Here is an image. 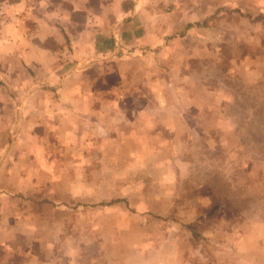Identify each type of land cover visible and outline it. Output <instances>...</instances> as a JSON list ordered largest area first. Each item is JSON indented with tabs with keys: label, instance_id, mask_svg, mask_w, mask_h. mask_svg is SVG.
Instances as JSON below:
<instances>
[{
	"label": "rangeland",
	"instance_id": "1",
	"mask_svg": "<svg viewBox=\"0 0 264 264\" xmlns=\"http://www.w3.org/2000/svg\"><path fill=\"white\" fill-rule=\"evenodd\" d=\"M157 4L164 52L119 42L77 95L0 118V236L69 264H264V0Z\"/></svg>",
	"mask_w": 264,
	"mask_h": 264
},
{
	"label": "crops",
	"instance_id": "2",
	"mask_svg": "<svg viewBox=\"0 0 264 264\" xmlns=\"http://www.w3.org/2000/svg\"><path fill=\"white\" fill-rule=\"evenodd\" d=\"M152 1L0 0V118L10 105L12 115L30 112L36 95L45 97L42 104L61 105L64 101L54 93L60 92L59 87L73 86L68 94L77 95L82 85L69 84L68 78L102 66L111 71L119 51L125 50L119 42L129 45L132 56L142 57L155 47L164 52L165 27L153 28L159 6L151 5ZM83 85H88L85 77ZM39 225H24L23 230H43ZM12 228L15 239L0 236V264H69L53 255H36L30 241L25 242L29 247H23L21 228ZM5 229L2 224L0 231Z\"/></svg>",
	"mask_w": 264,
	"mask_h": 264
}]
</instances>
